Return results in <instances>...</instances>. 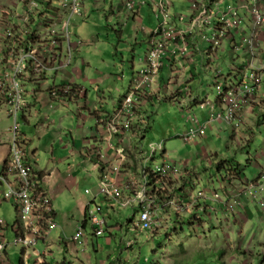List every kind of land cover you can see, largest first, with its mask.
I'll return each instance as SVG.
<instances>
[{
    "label": "built area",
    "instance_id": "obj_1",
    "mask_svg": "<svg viewBox=\"0 0 264 264\" xmlns=\"http://www.w3.org/2000/svg\"><path fill=\"white\" fill-rule=\"evenodd\" d=\"M85 1L18 0L15 13L9 8L6 10L8 13L3 25L6 35L0 39V93L5 96L4 103L14 123L10 130V158L0 174V209L4 204H12L17 210L18 221L11 226L0 215V264H10L6 254L11 246H23L25 253L32 251L39 256V244L47 242L59 227L56 204L36 171L37 158L23 143L20 116L28 103L26 95L30 83L54 78L74 64L75 50L84 42L73 41L72 28L75 17L83 16ZM95 1L102 3L103 0ZM223 1L193 0L194 12L189 18L183 13L175 16L171 0L154 1L158 25L151 32V49L146 54L145 65L135 73L130 91L122 98L116 111L98 121L100 127L108 129L109 146L117 152V158L100 174L96 200L86 210L87 225H92V234L96 237L107 233L105 204L97 203L102 196L108 203L116 200L127 207H138L141 214L139 226L146 231L165 230L167 224L163 217L172 212L178 222V218L196 207L204 211V200L212 199L224 206L230 204L231 195L226 188L221 192V185L216 187L212 197H207L208 191L204 187L197 191L189 189L190 179H184L185 175L192 173L187 170L185 174L186 171L170 162L166 141L151 143L148 150L142 149L150 118L149 112L144 115L140 112L151 97L160 95L161 75L166 66L189 57L191 44L199 48L201 44L209 43L212 45L210 51L215 52L225 40L234 38L239 32L241 37L234 48H245L250 56L238 68L244 75L243 79L235 80L219 74L216 80L217 102L213 103L209 96L196 98L199 107H210L209 118L202 121L197 116L189 117L188 126L179 137L188 144L195 143L207 136L209 126L218 121L241 127L243 113L257 101L264 77V59L256 64L264 9L260 0H244L242 5L248 12L242 13L238 3H228L223 7ZM147 4V0H127L125 7L139 15ZM21 5L23 14L18 12ZM248 19L251 20L249 29ZM180 22L187 23V26H181ZM246 30L250 31V36L246 35ZM83 91V88L72 84L54 86L50 96L53 102L70 104ZM54 107L51 104V108ZM131 133L140 134L137 160L131 156L125 142ZM114 139L122 142L116 145L112 142ZM160 151L164 164L150 166V161L152 164L157 161ZM234 178L239 180L236 174ZM217 182V179L213 180L215 185ZM244 192L264 207V174L246 182ZM237 202L241 204V201ZM88 237L87 226L81 225L72 241L82 252H87Z\"/></svg>",
    "mask_w": 264,
    "mask_h": 264
},
{
    "label": "rangeland",
    "instance_id": "obj_2",
    "mask_svg": "<svg viewBox=\"0 0 264 264\" xmlns=\"http://www.w3.org/2000/svg\"><path fill=\"white\" fill-rule=\"evenodd\" d=\"M123 1L109 0V3L104 6L95 4L94 10L84 18L83 16L87 10L85 8L93 5L90 0H87L85 1L87 5L86 7L84 5L83 8V16L75 17L76 26L72 28L73 41L84 42L80 48L81 52L77 58V63L83 66L85 65L84 62L92 63L94 61L93 67L104 71L106 74V76H102V79L99 78V83H96V85H89L88 88L93 93V97L97 91L99 92L100 87H102L103 92H108V96L111 94L112 98L125 97L130 91L134 79L133 74L142 70L143 65H145L146 54L151 49L149 37L142 31L143 23L125 20L124 18L120 20L110 18L109 21L108 17L112 13L110 4L113 3L116 9L126 10L127 0ZM237 1H239L238 5L241 12L247 13L248 9L242 5L244 0ZM17 2L18 0H0V39L6 35V29L3 26L5 20L3 9L8 7L10 12L15 13L18 6ZM232 3L237 4L236 2ZM226 4L228 2L224 0L222 6L224 7ZM144 7L148 19L146 26L153 31L158 23L154 27L149 23L151 19L158 21V18L146 5ZM187 11L184 14L189 18L194 11ZM18 12L23 14L24 7L22 5ZM180 25L187 26V23L180 22ZM118 26L123 29V37L116 31ZM246 35H251L249 30L246 31ZM97 36H100V40ZM136 38L139 40L138 43ZM230 42L229 39L223 42L218 50L219 52L211 59V67L207 68V63L206 65L203 62L199 63L200 58L196 59V65L194 64L193 69L199 75L197 80L192 81L188 86L186 85L183 94L185 98L187 94L193 93L192 89L195 93L199 92L203 97L209 96L210 100L216 103L218 100L216 80L219 74L230 77L231 72H234L233 79H243L244 75L238 68L241 67L243 62H247L250 56L245 48L236 50L230 45ZM201 46L207 51L212 49V45L209 43L201 44ZM176 67L178 69L175 72L176 75L179 74L180 70L185 69L183 61H178ZM164 72L163 74L167 77V80H171L172 69L169 65L166 66ZM86 73H90L88 67ZM95 77L96 72L93 78ZM176 79L172 78L173 84L176 83ZM105 82L107 83L104 84ZM182 83H184V78L181 81ZM49 85V82H43L45 94H47ZM50 104H56L57 108L53 112L59 111L61 105L53 103V101ZM148 109L150 121L146 138L142 142V149L148 150L151 143L166 141L170 162L186 171L185 174L187 170L192 173V176L189 177V185H191L189 189L193 188L197 191L204 187L208 191L207 197H212L216 187L221 185V192H223L226 188L223 176L230 169L220 172L218 164L221 161L228 162V167H230V164H242L251 181L259 177H257L260 172L259 169L251 167L249 164L252 157L259 156L258 152H264V128L260 125L256 124L254 126L256 136L250 141L246 136L242 138L243 127L238 128L235 124L225 121L214 122L209 126L207 136L195 143L188 144L179 137L181 132L188 126V118L197 116L200 120L206 121L207 119H202V112H209L210 107L206 109L199 107L197 109L196 106L193 108L192 103L189 102L165 100L160 102L156 100L149 105ZM43 110L45 112L51 111L47 105H44ZM71 110L77 112L78 109L71 108ZM263 113V111L260 112V114ZM10 121L13 126L14 120L10 119ZM20 122L23 123L21 118ZM60 123L56 128L41 127L35 129V132L31 129L30 131L36 136L31 152L38 155V162L43 171L53 174V180H61L65 184L63 208L60 212L62 227L60 230L55 231L54 238L61 232L65 233V231L67 236L71 238L77 232V222H84L82 203L88 205L94 202V196L99 189L101 178L99 169L101 165L97 160V150H100L101 147L100 144L94 147L95 142L88 139L79 140L76 147H73L74 141L69 132L74 129L73 134H78L80 138L84 139L82 128L91 127L84 119L77 117L75 121L73 119L61 121ZM115 144L119 145L117 141ZM73 150L77 153L76 159L72 155ZM81 153L86 157L91 155L94 160L84 161ZM162 154V151H160L159 158L154 164L150 161V166L164 164ZM260 163L264 164V157H260ZM72 164L79 165L77 169L80 168L81 171L77 176L76 185H68L67 173ZM214 179L218 181L216 185L213 183ZM87 190H91L92 193H87ZM248 196L254 202L259 203L251 195L248 194ZM113 202H115L116 208L115 212L112 213L111 227L119 225L113 228V235L108 230L105 235L99 238V248L96 245V249L94 248V241L91 240L88 253L82 252L81 254L70 251L64 245L57 243L48 253L49 262L60 264L67 258L73 264H78L79 260H84L86 264H226V262L227 264H243L244 259L240 257V261L237 260L239 252L230 249L225 234L222 231L215 233L214 230L211 232L218 234V236L216 237L213 233L210 234L197 218L189 217L190 219H185L181 217L176 222L177 219L173 216L175 213L172 212L163 217L167 224L165 230L146 231L139 226L141 214L138 207H127L116 200ZM97 203L108 205L103 196L97 199ZM3 207L4 211L0 215H3L11 226L16 225L18 221L16 208L9 203ZM88 229L90 232L93 231L91 224ZM257 229L253 230L252 236ZM10 237L12 238L13 235ZM131 242L133 243L132 246L130 245ZM39 246L41 247V245ZM8 252L12 264H36L37 257H39L33 254L34 256L26 259L23 256V246H11ZM234 257L236 258L235 261H233ZM248 262L249 264H260L261 260L260 257L253 256L248 259Z\"/></svg>",
    "mask_w": 264,
    "mask_h": 264
},
{
    "label": "crops",
    "instance_id": "obj_3",
    "mask_svg": "<svg viewBox=\"0 0 264 264\" xmlns=\"http://www.w3.org/2000/svg\"><path fill=\"white\" fill-rule=\"evenodd\" d=\"M93 5L86 7L87 3H85V9L86 12L84 14V18L87 17V14H89L92 10H94V5L97 6H104L105 4L109 3V0H103L102 3H97L95 0H90ZM116 1V0H115ZM119 1V0H118ZM148 4L146 7H148L153 14H155V8L153 6V3L155 0H147ZM173 3V12L175 16L180 13H186L185 11L189 10L193 12L192 5L193 0H171ZM207 2L209 0H199ZM122 2H124L122 0ZM228 3L236 2L239 3L237 0H227ZM112 6V13L110 14V17H108L109 21L110 18L112 20H120L121 18H124L125 20H132L134 22L143 23L144 26L142 27V31L149 37V40L151 41V31L148 26H146L148 19L145 15V7L142 8V12L137 15L133 14L130 11H126L125 9L118 8L116 9L114 4H110ZM10 6V5H9ZM260 6L264 9V0H260ZM8 7H4L3 13L6 15L8 12H6ZM187 11V12H189ZM114 18V19H113ZM157 23L156 20L151 19V22L149 24H152L153 27ZM248 23V29L250 28L251 20H247ZM75 26H76V19H75ZM74 26V27H75ZM157 26V25H156ZM117 28V27H116ZM117 33L120 34L123 37V29L121 26H118ZM247 31V30H246ZM245 31V32H246ZM241 35L239 32H237L234 35V38H231L230 45L234 47L236 44V41L240 39ZM100 40V36H97ZM75 40V39H74ZM78 41V40H75ZM137 43L139 42L138 38H136ZM80 47H78L75 50V60L74 64L68 67L65 71L62 73L56 74L54 78H49L45 80H40L36 82H32L29 87V91L26 95L28 103L25 105V108L23 112L21 113L22 117V136H23V143L29 150L31 154H34L37 158V167L36 171L41 174L42 180L44 185L49 191V194L53 198L56 207H57V222L59 223V227L55 230H60L61 223H60V212L63 208V194L65 189V184L61 180L55 181L53 180V174L48 173L46 171H43L40 167V164L38 162V155L36 153H32L31 149L33 147V144L35 143L36 136L33 132H35V129L37 128H56L58 125H60L61 121H74L78 118H82L86 121L87 124L91 125V127H84L82 128L84 132V139L80 138L78 134H73L72 129L69 133L72 136V139L74 141L73 147H76V144L79 140H93L95 143L93 144L94 147L98 146L100 144V150H97V160L98 163H100V169L99 173L101 174L104 172L110 164L117 158V152L113 151L111 147L109 146V140H108V129L102 128L99 126L98 121L101 118H106L110 115H112L117 107L119 106L120 101L123 97H120L119 99L112 98V95L108 96V92H103L100 87L99 92L97 91L94 97L92 96L93 93L89 90V85L93 86L96 85V83H99V78L102 79V76H106L104 71H100L98 68L93 67L94 61L92 63H86L85 65H79L77 63V58L80 55ZM216 52V53H215ZM212 52L210 50H206L202 48V46H199V48L194 47L191 44V52L190 56L182 59L183 64L185 66L184 70H180L179 74L176 75L177 69V62H173L171 64L172 69V76L171 80H167V77L162 73L161 75V85L159 89V93L157 95H154L151 97L147 103H145L140 110L141 114L144 115V113L148 112V107L150 104H153L156 100L158 101H171V102H189L192 103L193 108L196 106L197 109L199 108L198 101H196V98H201V94L199 92H194L192 89L190 95L187 94V97L185 98L183 96L184 89L186 90V85L188 86L192 81L197 80V76L199 75L196 73L193 69V66L196 62L197 58H200L199 63H206L208 67H211V63L213 57L216 56V54L219 51ZM148 54V53H147ZM257 58H256V64L260 63L264 59V27L263 32L261 34V38L259 41V47L257 48ZM248 58V56H247ZM246 58V59H247ZM208 61V62H207ZM211 62V63H210ZM105 63V62H104ZM196 65V64H195ZM90 69V73H86V68ZM71 68H73L71 70ZM83 68V69H82ZM166 69V68H165ZM164 69V70H165ZM197 69V67H196ZM212 70V69H211ZM234 70V69H233ZM96 72V77L93 78L94 74ZM164 72V71H163ZM136 73V72H135ZM165 73V72H164ZM234 72H231L229 76L232 77ZM184 74L186 75L184 77ZM135 76V74H133ZM264 75V74H263ZM133 76V78H134ZM172 78H177L176 83L173 84ZM184 78V83L181 84L182 79ZM61 80V81H60ZM43 82H49V88L47 91V94L44 93L43 88ZM133 82V81H132ZM90 83V84H89ZM105 82L104 84H106ZM29 84V85H30ZM72 84L74 86H78L84 89L83 93L77 96L76 99H72L70 104H64L63 102H53L58 103L60 108L59 111L53 112L57 107L51 108V102L52 98L50 96V90L54 86H64ZM33 87V88H32ZM130 90V89H129ZM95 98V100H94ZM5 102V96L0 93V174L2 173L7 161L10 158L11 153V146H10V139H11V127L12 122L10 121L11 116L9 114V108L6 106ZM44 105H47L51 111L45 112L43 110ZM56 105V104H55ZM71 108L78 109L77 112L71 110ZM263 108V110H261ZM264 112V77L263 82L259 87L258 91V98L257 101L249 108H246L243 113V122L240 128H244V131H242L241 136L253 140V138L256 136L255 132L256 129H254V126L260 125L258 123V119L260 118V115H263L262 121H264V113L260 114V112ZM202 119L206 120L209 118V112L203 111L202 112ZM9 120V121H8ZM139 123L142 124V122L139 120ZM261 127V126H260ZM264 128V127H263ZM33 129L34 131L31 132L30 130ZM185 130V129H184ZM118 142L121 143L122 141L119 139H114L112 142ZM125 142L127 143V148L135 150V153H139V150L137 152V148H140L138 143L141 142L140 140V134L131 133L129 134ZM143 142V140H142ZM128 149V150H129ZM96 150V149H95ZM259 156L252 157L250 164L251 167H255L256 169H259V174H264V164L260 163V157H264V152H258ZM72 155L74 158H77V153L75 150L72 151ZM82 159L84 161L94 160L91 155L86 157L83 156L81 153ZM137 154V158H138ZM218 157V154H217ZM82 165V164H80ZM79 166V165H78ZM75 164L70 165L69 171L67 173V177L69 178L68 185H76L77 184V176L81 173L80 168ZM230 169L228 165L226 168H223V170ZM240 169L244 172L242 174V179L236 180L233 175H229V178L224 179L226 183V189L227 192L231 195V201L228 206H224L222 203L216 202L212 199L204 200L202 201L203 208L196 207L195 209L189 211L188 213H185L182 218L190 219L192 217L197 218L200 220L199 222L202 223L201 225H204L206 227L205 230H207L210 234L215 231V233H219V231L223 232L225 234V237L227 238L228 244L230 246L231 250H237L239 252V258L237 257V260L240 261V257L244 259L243 264H249L248 259L254 257H260L261 263L264 264V207L260 206V203L254 202V200L249 197L248 195L244 194L245 184L248 182L251 178L246 174L244 166L241 164ZM189 172V171H188ZM227 174V173H226ZM225 174V175H226ZM186 178L184 179L187 181L189 177L192 175H185ZM66 177V178H67ZM204 185V184H203ZM1 186V184H0ZM67 188V183H66ZM88 191V190H87ZM244 192V193H243ZM95 197V196H94ZM244 197V198H243ZM96 200V197H95ZM241 201V204H239L237 201ZM243 200V201H242ZM108 203V202H107ZM5 205V204H4ZM3 205V206H4ZM94 202L86 205L82 203L83 213H84V222L78 223V227L81 225H85L86 221V210L89 206H93ZM0 209V213L4 211V207ZM69 207V206H68ZM66 208V207H65ZM116 204L115 202L111 201L108 203V205L105 204V214L108 216V225H107V232L109 230V233L113 235L112 231L113 228L118 227L119 225H115L111 227V221H112V213L115 212ZM63 214V213H61ZM3 216V215H1ZM4 217V216H3ZM190 217V218H189ZM219 217V219H218ZM207 219V222H206ZM210 221V222H209ZM204 222V224H203ZM65 225V224H64ZM87 226V231L89 234V242L92 240L94 241V248L96 249V245H98L99 248V238L93 235L92 231L90 232ZM77 227V230H78ZM255 228H258L254 235L252 236L251 233ZM53 232V234L50 236L47 242H41L38 246L39 250L41 251V254L39 257H37L36 264H51L48 260V253L52 250L53 246L57 243H60L61 245H64L68 250L76 252L77 254H81L82 251L79 247L75 245V243L72 241L73 237L69 238L65 233L61 232L54 238V234L56 232ZM216 237L218 234H214ZM97 242V244H96ZM131 245V244H130ZM132 246V245H131ZM90 248V244H89ZM88 248V251H89ZM9 251V250H8ZM83 252V253H88ZM99 253V252H98ZM35 255V254H34ZM33 254L25 253L23 252V256L26 259H29L30 256H34ZM36 256V255H35ZM90 256V254H89ZM7 261L12 264L10 261V254L7 252L6 254ZM234 259V260H233ZM232 260L235 261V257ZM24 264V263H22ZM60 264H73L70 262L67 258L60 263ZM78 264H86L84 260H79ZM227 264V262H226Z\"/></svg>",
    "mask_w": 264,
    "mask_h": 264
},
{
    "label": "trees",
    "instance_id": "obj_4",
    "mask_svg": "<svg viewBox=\"0 0 264 264\" xmlns=\"http://www.w3.org/2000/svg\"><path fill=\"white\" fill-rule=\"evenodd\" d=\"M262 118H263V115H260V118L258 119V123H260V126L261 127H264V121H262ZM129 149V148H128ZM137 150H139V148H137ZM129 152L131 154V156L134 158V160H137V154L135 153V150L133 149H129ZM225 163V165H224ZM229 163L226 162V161H221L219 164H218V167L220 169V172L222 171L223 168H226V166L228 165ZM223 166V167H222ZM240 166L241 164L239 163H236V164H230V170L227 171V174L223 176L224 179H227L229 178V175H237V177L239 179H242V174L244 173L241 169H240ZM235 173V174H234ZM41 176V174H40ZM42 178V176H41ZM87 220L85 222V226L87 225Z\"/></svg>",
    "mask_w": 264,
    "mask_h": 264
}]
</instances>
